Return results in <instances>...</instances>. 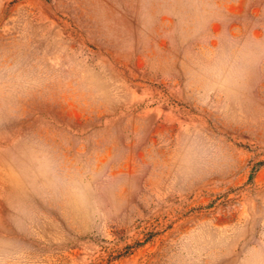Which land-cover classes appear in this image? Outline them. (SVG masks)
<instances>
[{
	"label": "rangeland",
	"instance_id": "obj_1",
	"mask_svg": "<svg viewBox=\"0 0 264 264\" xmlns=\"http://www.w3.org/2000/svg\"><path fill=\"white\" fill-rule=\"evenodd\" d=\"M0 264H264V0H0Z\"/></svg>",
	"mask_w": 264,
	"mask_h": 264
}]
</instances>
